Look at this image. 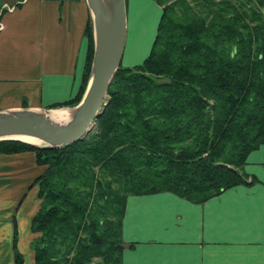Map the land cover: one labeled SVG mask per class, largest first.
Returning <instances> with one entry per match:
<instances>
[{
	"label": "trees",
	"instance_id": "obj_1",
	"mask_svg": "<svg viewBox=\"0 0 264 264\" xmlns=\"http://www.w3.org/2000/svg\"><path fill=\"white\" fill-rule=\"evenodd\" d=\"M153 1L161 17L151 52L120 67L89 137L62 149L0 142V155L32 152L45 168L32 184L41 201L31 222L35 264H123L134 247L123 240L129 197L204 204L258 182L245 167L264 144V0ZM85 37L80 90L52 108H74L85 95L92 19ZM14 226L15 264H25Z\"/></svg>",
	"mask_w": 264,
	"mask_h": 264
},
{
	"label": "crops",
	"instance_id": "obj_2",
	"mask_svg": "<svg viewBox=\"0 0 264 264\" xmlns=\"http://www.w3.org/2000/svg\"><path fill=\"white\" fill-rule=\"evenodd\" d=\"M90 19L87 0H27L3 15L0 112L50 109L76 97ZM44 171L35 153L0 155V264H15V220L18 250L25 264H35L31 222L41 201L32 184ZM245 172L258 182L204 204L171 193L129 197L123 240L134 247L124 251L123 264H264V144Z\"/></svg>",
	"mask_w": 264,
	"mask_h": 264
},
{
	"label": "water",
	"instance_id": "obj_3",
	"mask_svg": "<svg viewBox=\"0 0 264 264\" xmlns=\"http://www.w3.org/2000/svg\"><path fill=\"white\" fill-rule=\"evenodd\" d=\"M91 11L95 49L91 77L81 103L70 109L67 122L52 119V110L20 109L0 112V142L19 141L37 147L66 148L83 141L103 115L113 79L121 67L127 43L125 0H113L110 13L102 0H87ZM33 139L35 145L24 141Z\"/></svg>",
	"mask_w": 264,
	"mask_h": 264
},
{
	"label": "rangeland",
	"instance_id": "obj_4",
	"mask_svg": "<svg viewBox=\"0 0 264 264\" xmlns=\"http://www.w3.org/2000/svg\"><path fill=\"white\" fill-rule=\"evenodd\" d=\"M3 3L13 0H2ZM127 14V43L122 68L141 65L154 44L161 12L153 0H125ZM56 112H70L65 107L50 108ZM62 110V111H58Z\"/></svg>",
	"mask_w": 264,
	"mask_h": 264
},
{
	"label": "bare ground",
	"instance_id": "obj_5",
	"mask_svg": "<svg viewBox=\"0 0 264 264\" xmlns=\"http://www.w3.org/2000/svg\"><path fill=\"white\" fill-rule=\"evenodd\" d=\"M102 1H103V5H104L106 12L109 14L113 0H102ZM70 114H71V112H69V111L67 113L66 112L52 111L50 113V116L52 117V119H54V121L67 122L70 119ZM24 141H27V142L35 144V145H40V142L33 140V139H26L25 138Z\"/></svg>",
	"mask_w": 264,
	"mask_h": 264
},
{
	"label": "built area",
	"instance_id": "obj_6",
	"mask_svg": "<svg viewBox=\"0 0 264 264\" xmlns=\"http://www.w3.org/2000/svg\"><path fill=\"white\" fill-rule=\"evenodd\" d=\"M27 0H17L14 5L3 4L0 8V33L4 30L3 15L16 11L21 5H24Z\"/></svg>",
	"mask_w": 264,
	"mask_h": 264
}]
</instances>
